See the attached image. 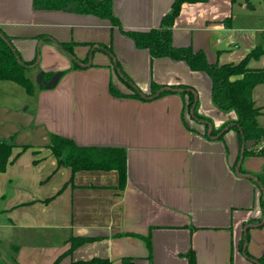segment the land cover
Returning <instances> with one entry per match:
<instances>
[{"label":"crops","instance_id":"0c3cea01","mask_svg":"<svg viewBox=\"0 0 264 264\" xmlns=\"http://www.w3.org/2000/svg\"><path fill=\"white\" fill-rule=\"evenodd\" d=\"M112 1L123 29L143 32L160 28L175 2ZM33 2L0 0V30L23 62H35L29 78L37 99L33 126L22 130L36 136L32 143H14L12 158L30 147L0 173V264H189L190 251L197 264H258L264 191L257 177L264 156L247 155L233 129L210 138L211 128L237 120L234 111L214 104L210 76L182 60L152 58L99 17L36 10ZM256 2L184 3L173 45L203 51L211 64L240 63L264 48ZM57 42L73 44L78 67ZM110 45L113 55L103 49ZM248 67L264 69V55ZM41 72L60 79L42 89ZM124 76L148 96L189 87L197 95V113L208 122L189 111V95L142 99ZM9 83L17 84L2 80L0 87L18 89ZM111 83L122 96L111 93ZM8 110L0 100V114ZM259 123L264 126V116ZM53 135L85 148L124 149L125 188L114 169L58 168L48 148Z\"/></svg>","mask_w":264,"mask_h":264},{"label":"trees","instance_id":"16d2710c","mask_svg":"<svg viewBox=\"0 0 264 264\" xmlns=\"http://www.w3.org/2000/svg\"><path fill=\"white\" fill-rule=\"evenodd\" d=\"M36 10H56L68 11L80 15H93L106 20L112 27H118L121 32L131 38L140 49H147L152 58H172L174 60L185 61L193 71H203L207 73L212 80V98L216 107L222 112L234 111L237 114V120L234 123L228 122L219 129L212 128L210 138L218 136L223 138L224 134L233 129L237 131L244 143L254 142L249 149L246 148L247 155L258 154L264 156V150L254 153V148L264 141V126H261L259 119L264 116V106H257L254 100V89L264 84V69H250L248 62L250 59H258L264 55V48L258 47L253 50L243 61L238 64L218 65L208 62L203 51H195L192 47L178 48L173 45V26L174 21L181 11L184 3H199L205 0H175L171 10L163 17L161 26L158 29L150 31H126L118 17L114 14L112 0H33ZM59 48L71 56L75 67H78V61L73 53V44L57 42ZM104 51L113 55L110 45L103 46ZM35 64V62H33ZM33 63L23 62L19 52L14 47L12 40L0 30V81L9 80L19 84L28 94H35V87L29 78V72ZM121 70L119 65L116 66ZM41 88L50 89L47 83L52 80L54 74L41 72ZM239 77V78H237ZM124 81L134 90L136 96L142 99L156 98L162 95L178 93L183 97L189 95L188 109L192 111L195 119L207 121V118L200 116L197 111V95L189 87H182V91L164 89L155 96V93L146 95L139 88L134 86L128 76H124ZM110 91L114 96H122L118 88L111 83ZM209 125H207L208 127ZM209 128V127H208ZM208 132V131H207ZM208 135V134H206ZM16 147L12 143H0V173L6 172L8 166L17 161L23 151L30 146L25 145L22 152L14 158L13 149ZM60 166L71 167L73 171L80 170H117L120 176V187L126 186L127 165L126 151L120 148H85L76 145V143L58 135L51 137L48 146ZM259 185L264 191V171L257 177ZM83 241V240H81ZM80 243V241L78 242ZM75 244V243H74ZM73 244V246H74ZM151 249V246L150 248ZM151 252V250H150ZM189 264H197L194 251L185 255ZM258 264H264V253L258 258ZM78 264H110L107 260L93 259Z\"/></svg>","mask_w":264,"mask_h":264},{"label":"rangeland","instance_id":"374dc122","mask_svg":"<svg viewBox=\"0 0 264 264\" xmlns=\"http://www.w3.org/2000/svg\"><path fill=\"white\" fill-rule=\"evenodd\" d=\"M260 2L259 4L256 2V8L262 13L259 26L261 27L260 36L264 38V0H260ZM9 84L16 86L18 89L7 91L3 85L0 87L1 102L12 107V111H3L0 114V143H32L31 141L35 138L36 133L31 134L22 132V130L26 131V129L33 126L32 122L37 99L32 97L34 95L28 94L20 85ZM254 95L258 104H264V84L259 85L255 89ZM260 147L261 144L259 143L254 149H260Z\"/></svg>","mask_w":264,"mask_h":264},{"label":"water","instance_id":"95a60500","mask_svg":"<svg viewBox=\"0 0 264 264\" xmlns=\"http://www.w3.org/2000/svg\"><path fill=\"white\" fill-rule=\"evenodd\" d=\"M59 79H60V74H56V75L52 78V80H51L50 82L47 83V85H48L49 87L55 86V85L57 84V82H58ZM38 81L41 82V76H40V75H39ZM211 132H212V128L210 129V132H209V133H211ZM254 144H255L254 142H246V143L244 144V147H248V148H249V147H252Z\"/></svg>","mask_w":264,"mask_h":264},{"label":"built area","instance_id":"2783aa9c","mask_svg":"<svg viewBox=\"0 0 264 264\" xmlns=\"http://www.w3.org/2000/svg\"><path fill=\"white\" fill-rule=\"evenodd\" d=\"M260 144H261V147H260V149H257V150H258V152H260V151L264 150V141H263L262 143H260Z\"/></svg>","mask_w":264,"mask_h":264}]
</instances>
